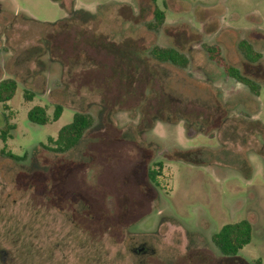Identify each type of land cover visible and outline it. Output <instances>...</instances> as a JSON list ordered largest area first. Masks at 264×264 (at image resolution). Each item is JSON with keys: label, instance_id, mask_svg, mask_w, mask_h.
<instances>
[{"label": "rangeland", "instance_id": "rangeland-1", "mask_svg": "<svg viewBox=\"0 0 264 264\" xmlns=\"http://www.w3.org/2000/svg\"><path fill=\"white\" fill-rule=\"evenodd\" d=\"M155 6L165 19L153 28ZM7 78L18 88L0 103V128L14 125L0 139L1 264H264V0H0ZM36 105L63 112L39 125ZM76 112L92 126L69 151L48 149ZM242 219L252 241L225 256L212 236ZM139 242L156 254H134Z\"/></svg>", "mask_w": 264, "mask_h": 264}, {"label": "trees", "instance_id": "trees-1", "mask_svg": "<svg viewBox=\"0 0 264 264\" xmlns=\"http://www.w3.org/2000/svg\"><path fill=\"white\" fill-rule=\"evenodd\" d=\"M164 19V11L158 6H155L154 22H150L149 26L153 28L158 27L164 23ZM238 48L244 57L250 62H257L263 56L262 53L257 51L254 45L247 39H241L238 42ZM206 49L210 59L217 65L221 66L227 75L248 87L254 95H260L261 85L249 76L243 74L239 68L228 63L222 55L219 45H206ZM150 54L158 61L170 62L180 68H186L189 64V58L174 47L154 46L150 50ZM17 88V81L13 78L0 80V103L6 104L10 101L14 97ZM28 97L29 99H32L33 95H28ZM62 112L63 107L61 105H57L52 118H50L47 113V109L44 106L36 105L28 111V118L33 123L45 125L51 120L57 121L61 117ZM92 124L93 117L90 114L76 112L72 121L59 129L55 139L52 137L48 138L49 142L54 145H46V147L58 153L69 151L78 144L84 133L92 126ZM12 128H14V125L11 124H8L5 128H0V139L6 142L10 137L9 131ZM8 155L17 157L11 153H8ZM156 166L158 169L150 168L148 170V176L153 182H157V176L163 168V163L160 161L156 164ZM252 238L253 225L247 219L226 223L212 236V240L219 250L223 254L230 256L237 255L242 248L252 241Z\"/></svg>", "mask_w": 264, "mask_h": 264}, {"label": "flooded vegetation", "instance_id": "flooded-vegetation-1", "mask_svg": "<svg viewBox=\"0 0 264 264\" xmlns=\"http://www.w3.org/2000/svg\"><path fill=\"white\" fill-rule=\"evenodd\" d=\"M132 250H133V253L136 255L149 256V255L156 254V250L154 248L152 249L149 248L145 242H139L138 244H136V246ZM225 256H230V255H225Z\"/></svg>", "mask_w": 264, "mask_h": 264}]
</instances>
